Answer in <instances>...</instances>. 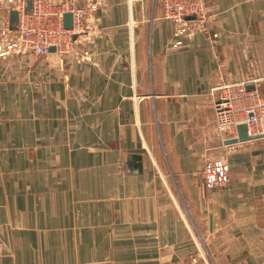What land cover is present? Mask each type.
<instances>
[{
    "label": "crops",
    "instance_id": "1",
    "mask_svg": "<svg viewBox=\"0 0 264 264\" xmlns=\"http://www.w3.org/2000/svg\"><path fill=\"white\" fill-rule=\"evenodd\" d=\"M96 1L90 57H0V264H264V139L212 111L220 76L264 99V0H204L177 47L160 0Z\"/></svg>",
    "mask_w": 264,
    "mask_h": 264
},
{
    "label": "built area",
    "instance_id": "2",
    "mask_svg": "<svg viewBox=\"0 0 264 264\" xmlns=\"http://www.w3.org/2000/svg\"><path fill=\"white\" fill-rule=\"evenodd\" d=\"M31 8L25 11L26 2ZM165 19L173 22L172 47L181 44V38L190 29L204 30V0H160ZM0 57L34 54L45 57L50 48L63 58L71 56L83 60L90 57L89 47L100 34L99 24L104 8L96 0H0ZM17 13L15 28H10L9 12ZM70 12L72 27H63V15ZM193 18H188L189 16ZM248 80L254 81L253 77ZM248 80L219 77L217 96L212 102L213 120L220 136L231 134L244 124L249 135H262L264 139V99L254 89L246 87ZM229 167L227 163L208 160L202 169L207 189L225 185Z\"/></svg>",
    "mask_w": 264,
    "mask_h": 264
},
{
    "label": "water",
    "instance_id": "3",
    "mask_svg": "<svg viewBox=\"0 0 264 264\" xmlns=\"http://www.w3.org/2000/svg\"><path fill=\"white\" fill-rule=\"evenodd\" d=\"M30 8H31V3L30 1H27L26 6H25V11L29 10ZM188 18H193V17L189 16ZM16 23H17V13L15 11H10L9 12L10 28H15ZM63 27L65 29H70L72 27V15L70 12H66L63 15ZM53 50L54 48L51 47L50 51H53ZM246 88L250 90L253 88V86L248 85ZM236 133H237L236 137H229L224 141V143L225 144H235V143L260 139L262 137V135H249L247 133V128L244 124H239L236 126ZM131 159L136 160V161H133L132 170L135 173H140L142 170L141 161H140L141 157L138 155H133L131 156Z\"/></svg>",
    "mask_w": 264,
    "mask_h": 264
},
{
    "label": "rangeland",
    "instance_id": "4",
    "mask_svg": "<svg viewBox=\"0 0 264 264\" xmlns=\"http://www.w3.org/2000/svg\"><path fill=\"white\" fill-rule=\"evenodd\" d=\"M263 97H264V95H263Z\"/></svg>",
    "mask_w": 264,
    "mask_h": 264
}]
</instances>
